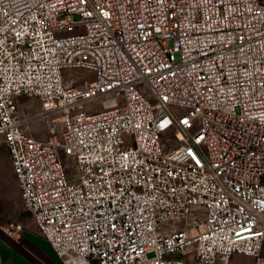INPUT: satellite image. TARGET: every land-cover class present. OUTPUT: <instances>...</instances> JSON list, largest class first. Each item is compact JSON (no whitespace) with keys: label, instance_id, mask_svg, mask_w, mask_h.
Segmentation results:
<instances>
[{"label":"built area","instance_id":"1","mask_svg":"<svg viewBox=\"0 0 264 264\" xmlns=\"http://www.w3.org/2000/svg\"><path fill=\"white\" fill-rule=\"evenodd\" d=\"M0 137L62 264H264V0H0Z\"/></svg>","mask_w":264,"mask_h":264},{"label":"rangeland","instance_id":"2","mask_svg":"<svg viewBox=\"0 0 264 264\" xmlns=\"http://www.w3.org/2000/svg\"><path fill=\"white\" fill-rule=\"evenodd\" d=\"M18 105L19 110L24 115H32L39 109V103L35 98L21 96L18 99ZM100 105L101 102L97 101L90 103L87 107L99 108ZM53 124L55 125V129L58 130V122L51 123L50 125H45L39 122H31L27 124L25 131L33 136L43 138L49 134V128ZM172 142L167 141V144L170 145ZM11 221H18L25 228L27 226L28 229H24L26 233H30L29 229L36 227L30 213L22 205L21 194L11 169L7 149L0 137V227H4ZM168 257L176 258L179 257V254L174 253Z\"/></svg>","mask_w":264,"mask_h":264},{"label":"crops","instance_id":"3","mask_svg":"<svg viewBox=\"0 0 264 264\" xmlns=\"http://www.w3.org/2000/svg\"><path fill=\"white\" fill-rule=\"evenodd\" d=\"M35 228L29 229L30 233H26L24 230L28 229L26 226L17 237H8L0 231L1 264H62L50 243ZM261 252L264 253V241ZM181 257L179 255L176 258ZM251 260V257L235 254L230 257L229 262L250 264ZM216 264H225V261L218 259Z\"/></svg>","mask_w":264,"mask_h":264},{"label":"snow or ice","instance_id":"4","mask_svg":"<svg viewBox=\"0 0 264 264\" xmlns=\"http://www.w3.org/2000/svg\"><path fill=\"white\" fill-rule=\"evenodd\" d=\"M105 15H107V13H105ZM165 99H167V97H165ZM183 123L187 124L188 121L185 119V120L183 121ZM168 125H169V121H167V120H163V121L161 122V128H167ZM189 154H190V155H193V154L191 153V151H190ZM193 158L195 159V156H194V155H193ZM112 227L115 228V225L113 224ZM248 231H251V230H248ZM257 235H259V233H257Z\"/></svg>","mask_w":264,"mask_h":264}]
</instances>
